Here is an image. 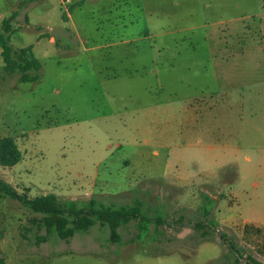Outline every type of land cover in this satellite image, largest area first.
Masks as SVG:
<instances>
[{
    "label": "rangeland",
    "instance_id": "obj_1",
    "mask_svg": "<svg viewBox=\"0 0 264 264\" xmlns=\"http://www.w3.org/2000/svg\"><path fill=\"white\" fill-rule=\"evenodd\" d=\"M20 2L0 0V24L17 11L9 44L30 48L38 78L5 73L0 49V138L22 156L0 182L28 198L138 201L165 222L141 240L129 222L121 245L99 224L64 241L0 196V260L264 264V0Z\"/></svg>",
    "mask_w": 264,
    "mask_h": 264
},
{
    "label": "trees",
    "instance_id": "obj_2",
    "mask_svg": "<svg viewBox=\"0 0 264 264\" xmlns=\"http://www.w3.org/2000/svg\"><path fill=\"white\" fill-rule=\"evenodd\" d=\"M31 1L37 0H21L18 8L25 2ZM76 6H79V3L71 5V9ZM16 16L17 11L3 18L0 24V31L6 35L5 38L0 35L3 70L9 75L17 73L19 75V83L34 82L38 76L32 74V72L38 71L39 63L30 57V48L13 50L9 44L10 36L14 30L12 22ZM21 158V153L11 137L0 138V166L13 167L21 161ZM0 196L17 202L31 213L40 215L37 223L45 229L46 233L55 235L64 241H68L75 234L86 232L91 227L99 224L108 230V240L111 244L121 245L122 242L118 229L129 222L133 220L138 222L137 240L147 237L150 226L157 227L165 222L161 220L150 221L142 217L139 212L140 203L138 201L133 205L115 207L103 204V202L95 198L63 202L53 194L28 198L26 195L18 194L12 187L3 182H0ZM194 227L196 230H202L200 233L202 238L210 235V230L205 224L196 223ZM219 238L228 244L231 251L237 248L231 241L226 240L227 236L224 233H220ZM44 240V238L40 237L37 239V242L40 243ZM129 242H134V240L131 239ZM235 261L237 262V260ZM0 264H4L3 260H0ZM248 264L258 263L249 259Z\"/></svg>",
    "mask_w": 264,
    "mask_h": 264
},
{
    "label": "water",
    "instance_id": "obj_3",
    "mask_svg": "<svg viewBox=\"0 0 264 264\" xmlns=\"http://www.w3.org/2000/svg\"><path fill=\"white\" fill-rule=\"evenodd\" d=\"M62 1H66V0H62Z\"/></svg>",
    "mask_w": 264,
    "mask_h": 264
}]
</instances>
